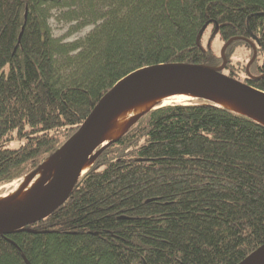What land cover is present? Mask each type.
Here are the masks:
<instances>
[{
	"label": "trees",
	"instance_id": "obj_1",
	"mask_svg": "<svg viewBox=\"0 0 264 264\" xmlns=\"http://www.w3.org/2000/svg\"><path fill=\"white\" fill-rule=\"evenodd\" d=\"M61 9L95 28L63 44L48 24ZM209 26L235 39L222 74L264 92V0H0V187L36 171L129 74L220 67L201 44ZM244 40L248 73L228 58L238 44L252 58ZM28 229L0 236V264H238L264 243V126L201 99L151 109Z\"/></svg>",
	"mask_w": 264,
	"mask_h": 264
},
{
	"label": "water",
	"instance_id": "obj_2",
	"mask_svg": "<svg viewBox=\"0 0 264 264\" xmlns=\"http://www.w3.org/2000/svg\"><path fill=\"white\" fill-rule=\"evenodd\" d=\"M21 34L22 32L19 38ZM234 40L229 39L224 44L220 54L222 65L218 68L182 63L159 64L137 70L117 82L100 99L80 128L43 163L49 161L50 165L56 169L44 194L40 197L41 199L33 204L35 196H32L29 203L17 211L10 214L0 213V236L7 237L21 231L30 232L29 226L51 216L55 210L61 207L71 195L80 176L84 174L81 171L90 152L93 153L94 162L112 142L117 140L99 145L92 150L91 141L94 135L103 128L118 106L133 97L181 91L182 88L177 84H183L246 103L264 119V92L222 74V70L227 64L225 51ZM244 41L249 43L253 50L252 58L245 70L248 73L247 70L256 58V50L249 40ZM254 121L264 126V123ZM42 165L32 174L39 171ZM238 264H264V243Z\"/></svg>",
	"mask_w": 264,
	"mask_h": 264
},
{
	"label": "bare ground",
	"instance_id": "obj_3",
	"mask_svg": "<svg viewBox=\"0 0 264 264\" xmlns=\"http://www.w3.org/2000/svg\"><path fill=\"white\" fill-rule=\"evenodd\" d=\"M179 85L182 90L165 94L146 95L133 97L122 103L107 120L102 129L96 133L92 139V150L99 145H104L113 140L119 139L137 119L144 113L158 106H168L176 104H188L200 98L214 102L220 107L236 111L247 115L254 120L264 123V119L246 103L228 97L209 93L202 89L191 86ZM93 153L87 157L81 173H86L93 165ZM56 167H52L50 162H46L36 173L20 180L13 185V190L0 195V213L10 214L24 207L29 203L32 196H35L33 204L40 200L47 184L54 175Z\"/></svg>",
	"mask_w": 264,
	"mask_h": 264
},
{
	"label": "rangeland",
	"instance_id": "obj_4",
	"mask_svg": "<svg viewBox=\"0 0 264 264\" xmlns=\"http://www.w3.org/2000/svg\"><path fill=\"white\" fill-rule=\"evenodd\" d=\"M67 11H68L67 9H61L60 11L58 10H54L51 12L49 11L48 24L51 29L52 36L53 38L62 42L63 44L82 39L95 28L94 25H90L91 24L90 22L87 25H84L85 27L80 28L81 25H83L82 24L84 22L83 20L70 22L69 19H67V15H68ZM212 29L213 27L209 26L203 32L201 36V44L204 48L209 47L215 55L220 56L221 50L223 49L224 45L219 37V34H217V32H215ZM230 54L231 55H229L228 58L231 59V61L233 62L232 64L234 65L238 63H241L242 65L247 64L250 60L249 50H247L245 47L243 48L241 44L236 45ZM176 105L183 106L186 104H176ZM18 145H19L18 141L14 140L7 144V148L15 149V147L17 148ZM31 174L32 173H30L27 176H30ZM27 176H24L21 179H18L17 181L8 184L7 186L5 185L0 187V195L12 191L14 188L13 185H16L20 180H22Z\"/></svg>",
	"mask_w": 264,
	"mask_h": 264
}]
</instances>
